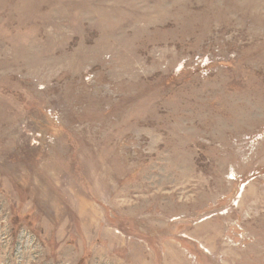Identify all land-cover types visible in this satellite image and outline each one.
Instances as JSON below:
<instances>
[{
	"label": "rangeland",
	"instance_id": "rangeland-1",
	"mask_svg": "<svg viewBox=\"0 0 264 264\" xmlns=\"http://www.w3.org/2000/svg\"><path fill=\"white\" fill-rule=\"evenodd\" d=\"M0 264H264V0H0Z\"/></svg>",
	"mask_w": 264,
	"mask_h": 264
}]
</instances>
